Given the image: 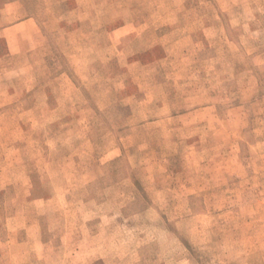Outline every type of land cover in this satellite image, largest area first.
Instances as JSON below:
<instances>
[{
	"label": "rangeland",
	"instance_id": "374dc122",
	"mask_svg": "<svg viewBox=\"0 0 264 264\" xmlns=\"http://www.w3.org/2000/svg\"><path fill=\"white\" fill-rule=\"evenodd\" d=\"M31 14L95 110L20 113L0 41V264H264V0H0Z\"/></svg>",
	"mask_w": 264,
	"mask_h": 264
},
{
	"label": "crops",
	"instance_id": "0c3cea01",
	"mask_svg": "<svg viewBox=\"0 0 264 264\" xmlns=\"http://www.w3.org/2000/svg\"><path fill=\"white\" fill-rule=\"evenodd\" d=\"M121 29L125 27L120 25L111 32L116 34ZM48 37V30L35 14L25 15L0 28V41L6 44L7 56L26 58L25 62L20 60V77L17 78L20 80V91L18 94L16 91H13L15 94L12 92L14 98L9 103H14L16 107L20 104V113H32V120L38 124L42 122V127L49 126L50 123L44 122L52 121V114L57 112L69 114L68 128L73 129L74 125L83 127L85 119L95 109L90 108L91 100L89 101L87 92L66 71L61 58L56 53L47 51ZM91 97L95 108H100L97 97L93 93ZM41 113L51 116L38 117ZM75 113L78 115H72ZM27 125L25 121L22 122V128Z\"/></svg>",
	"mask_w": 264,
	"mask_h": 264
}]
</instances>
